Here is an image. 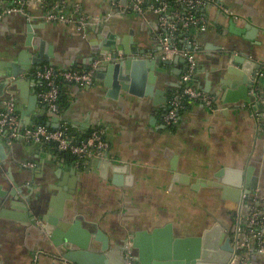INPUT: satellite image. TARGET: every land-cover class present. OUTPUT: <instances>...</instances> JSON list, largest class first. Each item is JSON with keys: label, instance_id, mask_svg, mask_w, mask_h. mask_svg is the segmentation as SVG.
Listing matches in <instances>:
<instances>
[{"label": "crops", "instance_id": "0c3cea01", "mask_svg": "<svg viewBox=\"0 0 264 264\" xmlns=\"http://www.w3.org/2000/svg\"><path fill=\"white\" fill-rule=\"evenodd\" d=\"M68 1L79 4L89 16L83 34L73 25L45 22L31 7L29 18L15 13L0 20V61H16L25 43L27 21L32 20L31 34L45 39L47 55L56 67L84 69L105 47L110 48L107 52L122 49L124 53V44L132 57L155 58L166 69L155 73L159 88L167 92L166 101L155 104L152 96L122 90L112 97L105 80L97 78L89 87L64 85L62 117L73 132L84 135L101 127L106 133L113 167L105 172L99 166L93 170L89 162L73 171L70 164L55 161L56 151L48 144L34 149L21 141L0 142V193L4 195L0 197V264H73L49 241L37 242L26 234L27 222L22 219L42 206L48 212L52 205L64 210L67 201H74L75 210L96 223L111 245L131 242L136 231L167 225L174 238L200 237L214 223L232 231L237 201L223 197L220 187L193 189L191 185L196 179L213 180L224 167L245 169L249 161L259 164L253 192L264 209V78L257 115L247 101L250 78L264 61V0H211L195 11L207 26L195 31L202 51L196 54L192 82L211 93L219 109L183 102L179 118L169 126L164 115L181 88L178 81L186 60L175 55L167 65L160 61V45L154 37L156 16L119 14L111 5L114 0ZM112 45L116 48L111 49ZM240 52L254 64H228L229 57ZM16 80L3 89L0 110L12 99L24 126L42 123L56 128L60 119L47 114L38 99L34 110L21 116L29 98L37 96V81L31 75ZM186 176L189 183L181 179ZM13 189L16 198L10 195ZM259 260L255 264H264V256Z\"/></svg>", "mask_w": 264, "mask_h": 264}, {"label": "built area", "instance_id": "2783aa9c", "mask_svg": "<svg viewBox=\"0 0 264 264\" xmlns=\"http://www.w3.org/2000/svg\"><path fill=\"white\" fill-rule=\"evenodd\" d=\"M211 0H119L111 2L113 9L121 14L139 13L145 16L152 13L156 16V31L154 37L160 45L159 59L164 62L175 55L183 56L186 68L181 74L179 83L181 88L169 101V109L164 115L167 126L178 119L179 110L183 102H196L210 110H218L215 97L196 87L193 76L197 67L196 54L202 51V45L196 38V32L206 28L203 17L196 14V10L207 5ZM31 7H36L40 17L45 22L64 23L73 25L77 32L83 34L88 23L87 16L79 4L68 0H0V20L15 13L31 17ZM193 34H190L193 32ZM186 33H189L185 36ZM122 49L107 52L95 57L86 68H60L44 63L40 66L24 71L19 77L31 75L37 81V99L49 115L57 116L60 121L56 128L45 124L24 126L16 103L8 99L0 110V142L12 145L21 141L30 144L41 141L53 146L56 151L55 161L68 163L75 168L87 164L98 157L109 159L110 142L101 127L91 128L84 135H76L69 124L62 118L64 109L60 105L63 84H74L79 87H89L94 84L95 73L101 63L106 61L119 62L124 58ZM264 78V61L250 78L249 94L252 100L248 102L254 115L258 111L256 105L262 99L261 82ZM14 77H0V82ZM31 165V164H29ZM250 201L248 205L243 204ZM259 195L253 191L243 192L234 215V225L230 232L232 255L227 264H249L251 257L258 254L264 256V209L259 203ZM245 206V210H243ZM251 240L254 246L251 247ZM124 258L126 264H136L131 243L125 246Z\"/></svg>", "mask_w": 264, "mask_h": 264}, {"label": "water", "instance_id": "95a60500", "mask_svg": "<svg viewBox=\"0 0 264 264\" xmlns=\"http://www.w3.org/2000/svg\"><path fill=\"white\" fill-rule=\"evenodd\" d=\"M27 22L25 43L20 46L16 61H0V70L6 77H18L24 71L44 63L53 64L50 55H47L45 39L37 34H31L35 28V22L32 20ZM103 28V31H107L105 26ZM108 37L110 39L108 42H111L113 36L109 35ZM112 48H116V45H112ZM123 48L124 58L119 62L101 63L95 73V78L105 80L112 91V97L118 95L122 90L136 95L152 96L155 104L165 102L167 92L164 88H159L161 82H157V75H155L156 72L166 71L165 67H162L155 58L132 57L125 44ZM109 49V47H105L100 55H104ZM32 51L36 55H32ZM247 57L248 55L244 52H240L239 55H231L228 64H254L251 63L252 61L249 62ZM170 62V60H166L163 64L167 65ZM0 77H3L1 73ZM8 82V79L0 82V96ZM16 83L19 84V80H16ZM160 95H164V98H159ZM251 100L250 97L247 101ZM36 101L35 94L29 98L28 107L26 111L21 112V116L33 111ZM55 120L58 121L59 118L55 117ZM29 145L34 149H41L45 144L36 141ZM89 163L95 171L97 166L100 167L101 172L113 167L112 161L98 157L91 159ZM71 167L73 171L76 169L74 166ZM258 176V162L249 161L248 167L245 169L224 167L214 174L213 180L196 179L191 186L193 189L205 186L220 187L223 197L239 203L243 192L249 194L256 188ZM181 179L185 183L190 182L187 176ZM14 186L17 187L15 182ZM10 195L16 198V190H11ZM21 195L28 200V196L22 191ZM0 197L3 198L4 195L0 193ZM3 206L5 205L3 204ZM52 206V212H48L45 210V206H42L39 207L40 209H34L33 215L29 213L26 219L22 218L27 222L26 234L34 236L37 242L49 241L63 258L73 264H126L124 252L129 241L111 245L107 235L98 228L96 223L85 219L83 214L75 210L74 201H67L64 210L56 208L55 205ZM77 228L82 229L79 235L75 233ZM230 232L226 231L219 223H214L209 229L204 230L200 237L174 238L171 226L167 225L150 232L136 231L130 239V243L138 264H227L232 255ZM253 246L254 240H251V247ZM185 248L187 251L184 250ZM135 249H137V255ZM261 257L263 256L260 254L252 256L249 264L259 262Z\"/></svg>", "mask_w": 264, "mask_h": 264}, {"label": "trees", "instance_id": "16d2710c", "mask_svg": "<svg viewBox=\"0 0 264 264\" xmlns=\"http://www.w3.org/2000/svg\"><path fill=\"white\" fill-rule=\"evenodd\" d=\"M64 85H65V84L61 83L62 89H63ZM59 101H60V105L64 108V104H65V103H64V100H63V95H61Z\"/></svg>", "mask_w": 264, "mask_h": 264}, {"label": "flooded vegetation", "instance_id": "af4514ba", "mask_svg": "<svg viewBox=\"0 0 264 264\" xmlns=\"http://www.w3.org/2000/svg\"><path fill=\"white\" fill-rule=\"evenodd\" d=\"M181 109V108H180ZM179 112H180V110H179ZM178 118H179V115H178Z\"/></svg>", "mask_w": 264, "mask_h": 264}]
</instances>
